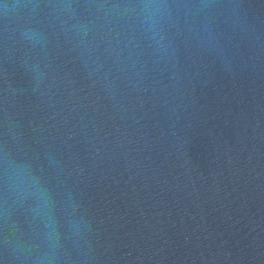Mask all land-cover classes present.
Returning <instances> with one entry per match:
<instances>
[{
  "label": "water",
  "instance_id": "obj_1",
  "mask_svg": "<svg viewBox=\"0 0 264 264\" xmlns=\"http://www.w3.org/2000/svg\"><path fill=\"white\" fill-rule=\"evenodd\" d=\"M0 0V264H264V0Z\"/></svg>",
  "mask_w": 264,
  "mask_h": 264
},
{
  "label": "clouds",
  "instance_id": "obj_2",
  "mask_svg": "<svg viewBox=\"0 0 264 264\" xmlns=\"http://www.w3.org/2000/svg\"><path fill=\"white\" fill-rule=\"evenodd\" d=\"M106 11H114L120 7L138 11V20L144 29L151 33L160 30L161 24L170 20L173 11L189 7L181 3H171L169 0H136L135 3L125 5L98 6ZM0 184L4 191L15 192L22 199H31L33 212L42 225L41 239L48 245L53 246L59 235L60 223L56 218L54 204L49 189L26 168L17 167L12 169L6 159L0 160ZM32 264H51V262L39 252L32 260Z\"/></svg>",
  "mask_w": 264,
  "mask_h": 264
}]
</instances>
